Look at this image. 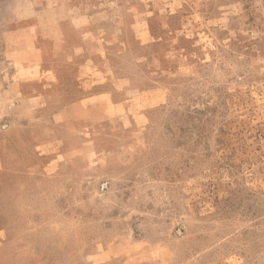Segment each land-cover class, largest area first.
Masks as SVG:
<instances>
[{
	"label": "rangeland",
	"instance_id": "374dc122",
	"mask_svg": "<svg viewBox=\"0 0 264 264\" xmlns=\"http://www.w3.org/2000/svg\"><path fill=\"white\" fill-rule=\"evenodd\" d=\"M0 90V264H264V0H0Z\"/></svg>",
	"mask_w": 264,
	"mask_h": 264
},
{
	"label": "crops",
	"instance_id": "0c3cea01",
	"mask_svg": "<svg viewBox=\"0 0 264 264\" xmlns=\"http://www.w3.org/2000/svg\"><path fill=\"white\" fill-rule=\"evenodd\" d=\"M15 82L16 81H20L21 83H23V80L21 79V78H15V79H13ZM27 81H35V82H37L38 81V83H34L35 85H37L38 87H37V91L36 90H34L33 91V94H28L27 96H28V98H29V100H32V102L35 104V103H38V104H44V99L46 98V95H47V93H46V86L47 85H45L44 83H41L40 84V82H41V80L39 81L38 79H36V78H29ZM18 83V85H21V83ZM26 82V81H25ZM31 86H33V85H31ZM32 88H34L35 89V87L33 86ZM0 93H2V90H0ZM12 96H14L13 94H11ZM13 99H16L15 97L13 98Z\"/></svg>",
	"mask_w": 264,
	"mask_h": 264
}]
</instances>
